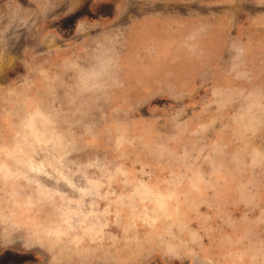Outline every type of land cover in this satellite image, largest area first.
Returning a JSON list of instances; mask_svg holds the SVG:
<instances>
[{
	"label": "rangeland",
	"instance_id": "obj_1",
	"mask_svg": "<svg viewBox=\"0 0 264 264\" xmlns=\"http://www.w3.org/2000/svg\"><path fill=\"white\" fill-rule=\"evenodd\" d=\"M117 1L0 0V157L12 158L24 147L28 133L51 140L67 136L79 150L76 159L81 164L92 155L112 160L125 156V166L134 167L146 179L177 184L184 180L185 169L172 161L188 153L198 158L197 168L204 174L197 176V183L207 184L199 199L181 205L186 213L183 223L190 224L203 250L196 257L197 264H264V125L252 123L243 111V97L264 88V0H226L232 20L239 11L252 13V20L246 17L241 25L247 49L241 71L246 77L234 79L227 74L229 50H215L212 39L205 73L209 86L194 100H109L101 107L103 119L94 114L79 123L68 121L50 102L72 80L63 77L61 63L51 61V51L64 43L77 44L83 36H74L77 23L83 18L93 22L92 17L111 16ZM119 1L134 5L171 0ZM10 22L22 23L9 30ZM182 29L183 35L170 43L182 47L188 33ZM171 55L173 63L187 61L184 51ZM166 70L174 72L170 75L175 74L180 83L198 72L184 65ZM21 100L28 102L30 115L17 103ZM116 102L124 104L116 108ZM174 115L178 120L171 119ZM118 128L133 130L135 142L127 134H117ZM158 145L162 147L157 149ZM7 171L12 174L11 169ZM173 184L143 187L142 195L149 203L137 228L142 237H149L160 223L157 213L168 217L169 223H182L168 206ZM29 195L22 194L25 199ZM43 196L55 201L58 194L53 189ZM0 264H48V257L38 246L25 248L14 240H0ZM109 264L169 262L161 249L144 246L114 253Z\"/></svg>",
	"mask_w": 264,
	"mask_h": 264
},
{
	"label": "clouds",
	"instance_id": "obj_2",
	"mask_svg": "<svg viewBox=\"0 0 264 264\" xmlns=\"http://www.w3.org/2000/svg\"><path fill=\"white\" fill-rule=\"evenodd\" d=\"M16 23L22 22H10L9 30ZM203 31L193 25L185 36L182 47L189 58H199L196 42ZM123 41V34L115 33L95 42L90 57L76 70L74 80L60 97L51 100L68 121L79 123L94 114L104 118L101 107L109 102L113 91L124 86L120 68ZM246 56L243 45H230L229 76L246 77L247 73L241 71ZM243 99V111L249 120L264 125V88ZM17 103L30 115L26 100ZM171 119L178 120V115ZM19 127H24L23 121ZM116 133L127 134L130 142H135L131 140L135 135L131 129L118 128ZM24 139V147L18 148L12 158L0 157L4 161L0 163V240H14L25 248L38 246L47 254L48 264L72 260L79 264H109L114 253L144 246L161 249L169 264H197L196 257L203 250L190 224L183 223L186 213L181 207L199 199L207 186L197 183V176L204 175L197 168V157L185 153L172 161L185 169L184 180L173 184L170 180L146 179L134 167L125 166V156L112 160L92 155L81 164L76 159L79 150L67 136L51 140L28 133ZM7 169L12 170L11 175ZM146 184H173L168 206L182 223H169L168 217L157 213L160 223L149 237H142L137 228L149 203L142 195ZM53 189L57 199L44 198L43 193ZM23 193L30 195L25 199Z\"/></svg>",
	"mask_w": 264,
	"mask_h": 264
},
{
	"label": "crops",
	"instance_id": "obj_3",
	"mask_svg": "<svg viewBox=\"0 0 264 264\" xmlns=\"http://www.w3.org/2000/svg\"><path fill=\"white\" fill-rule=\"evenodd\" d=\"M225 2L226 0H171L130 5V1L127 3L118 0L111 16L92 17L93 22L87 18L81 19L74 31V36L83 34L78 43H64L61 49H53L50 59L53 63H61L63 77L69 81L74 80L76 70L90 57L93 44L104 37L121 33L124 41L120 68L124 86L113 91L110 100L149 102L175 96L176 101H192L209 86V77L205 76L209 68V51L213 50L209 47V42L213 39L217 45L215 50L217 48L220 52L229 50L233 42L246 46L241 25L246 17L252 20V13L239 11L232 20L231 5ZM193 25L204 29L198 38L201 42H196L199 59H190L185 55L184 59L187 61L173 63L171 54L181 53L184 49L170 41L183 35V27L189 32ZM183 65L190 66L199 74L196 72L184 83L181 82L184 84L182 88L176 75H170L174 72L166 69ZM121 104L124 103L116 102V108Z\"/></svg>",
	"mask_w": 264,
	"mask_h": 264
}]
</instances>
